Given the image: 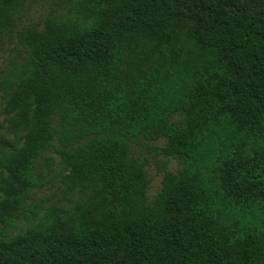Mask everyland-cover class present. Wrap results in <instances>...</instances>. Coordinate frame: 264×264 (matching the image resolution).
Returning <instances> with one entry per match:
<instances>
[{"label": "trees", "instance_id": "1", "mask_svg": "<svg viewBox=\"0 0 264 264\" xmlns=\"http://www.w3.org/2000/svg\"><path fill=\"white\" fill-rule=\"evenodd\" d=\"M28 1L0 0V264H264V0ZM160 140L151 199L131 146Z\"/></svg>", "mask_w": 264, "mask_h": 264}, {"label": "rangeland", "instance_id": "2", "mask_svg": "<svg viewBox=\"0 0 264 264\" xmlns=\"http://www.w3.org/2000/svg\"><path fill=\"white\" fill-rule=\"evenodd\" d=\"M64 0H29L21 13V23L28 24L31 22H40L46 16L60 11V6ZM17 45L16 34L7 36L0 44V77L7 70L11 59L16 55L15 47ZM178 116H175L172 121H177ZM8 126L7 116L4 114V101L2 92L0 91V135H5L8 140L13 141L12 135H6ZM165 146V141L155 142H140L133 143L132 154L134 157L142 160L146 164L149 180L148 195L152 199L161 189L164 176V163L167 170L177 172L180 168L177 160L172 157L164 156L161 153V148ZM55 164L45 169L44 184L45 186L39 190L35 197L37 199L47 200L49 203H63V183L61 169L58 165V157Z\"/></svg>", "mask_w": 264, "mask_h": 264}]
</instances>
